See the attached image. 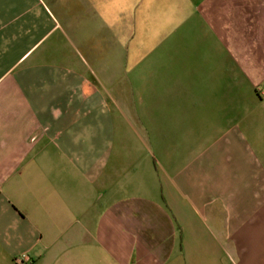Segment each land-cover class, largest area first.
Wrapping results in <instances>:
<instances>
[{
	"label": "crops",
	"instance_id": "obj_1",
	"mask_svg": "<svg viewBox=\"0 0 264 264\" xmlns=\"http://www.w3.org/2000/svg\"><path fill=\"white\" fill-rule=\"evenodd\" d=\"M0 264H264V0H0Z\"/></svg>",
	"mask_w": 264,
	"mask_h": 264
},
{
	"label": "built area",
	"instance_id": "obj_2",
	"mask_svg": "<svg viewBox=\"0 0 264 264\" xmlns=\"http://www.w3.org/2000/svg\"><path fill=\"white\" fill-rule=\"evenodd\" d=\"M26 259H28V257H27L26 255H22V256L19 257L17 260L23 262V261L26 260Z\"/></svg>",
	"mask_w": 264,
	"mask_h": 264
}]
</instances>
